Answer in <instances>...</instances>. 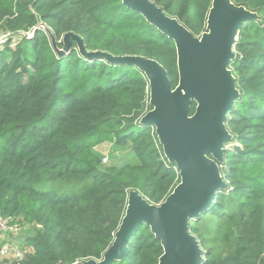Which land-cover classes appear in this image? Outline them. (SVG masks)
Here are the masks:
<instances>
[{
  "label": "trees",
  "instance_id": "trees-1",
  "mask_svg": "<svg viewBox=\"0 0 264 264\" xmlns=\"http://www.w3.org/2000/svg\"><path fill=\"white\" fill-rule=\"evenodd\" d=\"M195 36L208 31L213 0H151ZM256 14L239 30L229 62L239 97L225 121L233 145L219 162L227 187L190 219L201 264H264V0H232ZM45 26L47 29H45ZM0 214L32 224L21 260L0 264H88L103 260L136 190L162 204L181 182L156 128L150 81L135 65L87 51L141 55L180 82L173 39L123 0H0ZM16 34L21 38L14 40ZM31 34V36H29ZM193 102L190 114L195 113ZM131 145L138 163L102 166L94 148ZM213 158L212 156H210ZM162 242L146 223L111 264H159Z\"/></svg>",
  "mask_w": 264,
  "mask_h": 264
},
{
  "label": "water",
  "instance_id": "water-1",
  "mask_svg": "<svg viewBox=\"0 0 264 264\" xmlns=\"http://www.w3.org/2000/svg\"><path fill=\"white\" fill-rule=\"evenodd\" d=\"M173 39L178 49L180 82L173 88L164 66L141 55L116 56L107 51H87L82 38L72 32L81 52L89 58L103 57L114 63L137 66L145 72L151 87L153 109L142 122L152 124L169 161L175 162L181 182L160 205L150 203L140 192L131 190L128 208L113 244L103 260L88 264H111L121 259L131 236L146 223L159 238L164 254L159 264H201L204 251L189 230L197 217L227 187L218 161L232 135L225 125L234 100L239 97L236 79L229 69L239 30L255 13L232 0H213L208 31L195 36L177 18L168 15L151 0H123ZM197 107L193 115V102ZM212 156L213 158H211Z\"/></svg>",
  "mask_w": 264,
  "mask_h": 264
},
{
  "label": "rangeland",
  "instance_id": "rangeland-1",
  "mask_svg": "<svg viewBox=\"0 0 264 264\" xmlns=\"http://www.w3.org/2000/svg\"><path fill=\"white\" fill-rule=\"evenodd\" d=\"M8 32H2L0 34V40H5L6 37H8ZM21 34H16L14 36V40L17 41L21 38ZM65 41V47L62 50H58L57 43L55 40H53V47L56 49L59 53L68 52L69 48L71 47V42L66 38V35L64 36ZM5 42V41H4ZM160 141V139H159ZM233 145L231 140L226 142L224 148H230ZM94 151L101 157L102 160V166L108 167V166H122L126 163H138L139 159L136 156L135 152L132 150L131 145L127 144L125 146L117 145L114 142H104L99 145H97L94 148ZM104 158H107V161L104 160ZM17 221H19L17 219ZM21 224V222H20ZM34 231V227L32 224H29L27 222H22V225L20 227V230L17 231V233L14 236H11L10 239H8L9 242L19 245L23 243L25 238L28 234H31Z\"/></svg>",
  "mask_w": 264,
  "mask_h": 264
},
{
  "label": "built area",
  "instance_id": "built-area-1",
  "mask_svg": "<svg viewBox=\"0 0 264 264\" xmlns=\"http://www.w3.org/2000/svg\"><path fill=\"white\" fill-rule=\"evenodd\" d=\"M45 29L47 28L45 27ZM5 40H0V44ZM104 160L107 161V158H104ZM21 225L19 221H13L12 218L4 217L0 214V260H21L32 249L22 244L16 245L8 241L11 236H14L20 230Z\"/></svg>",
  "mask_w": 264,
  "mask_h": 264
}]
</instances>
